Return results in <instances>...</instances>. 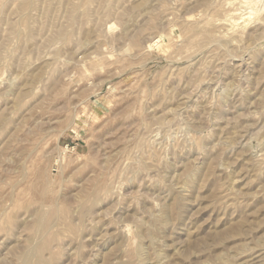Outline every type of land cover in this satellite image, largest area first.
<instances>
[{
  "label": "rangeland",
  "instance_id": "rangeland-1",
  "mask_svg": "<svg viewBox=\"0 0 264 264\" xmlns=\"http://www.w3.org/2000/svg\"><path fill=\"white\" fill-rule=\"evenodd\" d=\"M0 264H264V0H0Z\"/></svg>",
  "mask_w": 264,
  "mask_h": 264
},
{
  "label": "bare ground",
  "instance_id": "bare-ground-1",
  "mask_svg": "<svg viewBox=\"0 0 264 264\" xmlns=\"http://www.w3.org/2000/svg\"><path fill=\"white\" fill-rule=\"evenodd\" d=\"M240 20V19H239ZM241 259V258H240ZM238 260V259H237ZM251 261V260H250Z\"/></svg>",
  "mask_w": 264,
  "mask_h": 264
}]
</instances>
